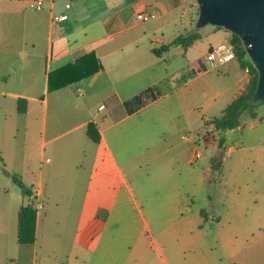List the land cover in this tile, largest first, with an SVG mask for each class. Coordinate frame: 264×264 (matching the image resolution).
<instances>
[{
  "label": "crops",
  "instance_id": "obj_1",
  "mask_svg": "<svg viewBox=\"0 0 264 264\" xmlns=\"http://www.w3.org/2000/svg\"><path fill=\"white\" fill-rule=\"evenodd\" d=\"M66 2L47 0L45 7L37 10L35 0H0V156L4 166L24 184L16 209L15 204L3 201L2 205L0 201V218L2 208L12 212V219L16 212L18 241L19 211L31 198L24 189L36 197V241L18 243L16 264H21L27 249L33 252L32 264H38L39 235L45 255L41 264H128L143 258V252L129 254L124 250V191L126 200L142 215V231H151V225L124 174V158L129 161L124 147L135 144L143 151L168 136L182 140L172 147L193 140L191 113L197 105H192V95L181 90L182 86L171 88L131 113L125 102L148 87L158 91L162 81L177 79L176 73L169 75V65L164 73L154 65L161 59L166 61L172 49L161 56L152 50L192 31L199 5L197 0H73L72 7L66 9ZM65 12L67 20H53L54 15ZM140 12L151 18L139 20ZM201 29L196 42L211 38L209 49L232 39L231 32L222 27L212 26L205 33ZM188 48L175 49L186 54ZM152 55L159 60L153 62ZM224 66L243 71L236 72L238 79L225 90L212 83L214 101L235 90L229 105L246 89L250 75L237 59ZM191 70L194 75L183 74L188 77L184 86L204 75L199 68ZM20 98L26 100L24 112L18 110ZM152 107V112H145ZM257 112L256 117L245 115L237 128L225 131L226 142L227 136L242 130L248 119L251 127L264 122V113L260 109ZM90 122L97 125L100 142L87 135ZM205 124L215 130L209 120ZM186 130L189 134L184 133ZM195 130L202 133L199 128ZM196 152L195 146L184 148L175 160L190 167L198 159ZM195 169L190 167L189 179L183 180H179L182 174L178 165L170 173L166 169L160 173L172 182L162 186L164 197L158 203L172 208L175 214L181 212L178 221L192 225L182 227L183 250L207 247L201 231L209 218L218 219L221 228L237 223L233 211L240 200L233 196L227 198L230 202L224 206V217L203 208L197 214L199 219L189 218V202L209 179L207 173H196ZM223 189L227 193L226 187ZM184 209L186 216L182 215ZM155 217L161 218L159 214ZM176 219L172 216L171 223ZM163 261L169 264L166 257Z\"/></svg>",
  "mask_w": 264,
  "mask_h": 264
},
{
  "label": "rangeland",
  "instance_id": "obj_2",
  "mask_svg": "<svg viewBox=\"0 0 264 264\" xmlns=\"http://www.w3.org/2000/svg\"><path fill=\"white\" fill-rule=\"evenodd\" d=\"M207 26L200 28L204 30L203 33L214 25ZM197 28L196 23L192 31L199 29ZM211 42V38H203L189 47L186 54L176 53V49L173 48L166 61L161 59L158 64H154L161 73H164V68L169 65V75L172 76L174 73L178 75L175 81L168 82L169 79H167L160 83L158 92L161 95L171 88L181 86V90L184 89L192 95V105L194 107L197 105V108L191 113L193 124L190 132L194 139L172 147L181 139L177 136H168L166 140L143 151L135 144L124 147L126 149L124 155L129 156V161L124 158V174L128 177L136 199L151 225V231H142L144 229L142 215L132 202L126 200L124 191V250L129 254H131L130 251L143 252V258L129 260L128 264H165L163 257H166L169 264H200L201 261H208L210 264H228L230 262L264 264V122L251 127V122L249 123L251 119H248L242 130L229 134L223 148L224 152L220 156V160L224 159V161L219 168H213L214 163L212 162L218 159L223 133L212 131V127L205 123L208 120L210 123L214 117H220L223 114L228 105V99L235 90H231L225 98L217 97L214 101L211 96L213 90L216 89H212V83L215 81L217 89L225 90L238 79L239 75H236V72L243 74V71L239 67L231 70H227L225 66L213 68L207 60ZM151 58H153V62L159 60L153 55ZM188 60L191 61L190 64ZM198 68L204 75L197 81L184 86L188 77L185 78L183 74L194 75L195 72L191 69L197 70ZM206 92H208L207 96ZM166 99L165 97L159 102L162 103ZM152 109L153 107L145 112H152ZM258 109L264 113V104L259 105ZM141 117L145 119L144 113ZM197 128L202 131L201 134L196 132ZM152 130L161 131V129ZM184 133L189 134L187 130ZM202 135H206L208 140H205ZM194 146L202 152V156L190 164V167L196 168L194 171L196 173H207L209 179L204 188L189 202L192 207L189 218L196 219L200 209L203 208L224 217L227 213L224 206L230 202L227 198L233 196L240 202L236 210L233 211L237 223H227L221 228L218 219L209 218L204 222V230L201 231L207 241V247L183 250L180 248L182 227L192 225L188 222L178 221L181 212L175 214L172 208L161 207L158 203L161 197H164L162 186H167L172 182L168 183L160 173L164 169H166V173H170L172 168L178 165L177 171L182 174L179 180L189 179L187 172L190 167L184 166L182 162L175 160V157L182 149ZM230 147L233 149L230 150ZM23 186L21 177L6 168L3 161L0 162V201L2 205L3 201H6L11 206L15 204L16 209V204L23 197L21 192ZM224 187H226L227 193H224ZM185 211V209L182 211L184 216L187 214ZM2 213L3 216L0 218V264H16L18 250L16 212L13 219L10 210L6 211L5 208H2ZM158 214L161 218L155 220V216ZM172 216L177 218L175 223H171ZM197 219L199 218L197 217ZM193 225L196 226L197 222ZM193 232L196 234V231ZM38 246L37 262L41 264L45 255L42 253L40 235ZM32 262L33 252L27 249L23 252L21 264H32Z\"/></svg>",
  "mask_w": 264,
  "mask_h": 264
},
{
  "label": "trees",
  "instance_id": "obj_3",
  "mask_svg": "<svg viewBox=\"0 0 264 264\" xmlns=\"http://www.w3.org/2000/svg\"><path fill=\"white\" fill-rule=\"evenodd\" d=\"M199 15V11H198ZM198 29V28H197ZM232 34L231 41L235 45L236 59L240 66L246 69L250 75L249 82L246 89L236 97L224 110L220 117H214L211 123L214 125L217 133H224L228 129L237 128L242 121V117L248 115L250 117H256L258 115V106L264 104V98L258 101H254V95L257 90L259 73L253 63L251 62L242 39L237 34ZM201 38L199 29L196 31H190L184 34H180L172 42L163 44L160 47H154L153 53L161 56L168 53L173 48L183 47L188 48L192 46L198 39ZM90 72H86L87 75ZM160 93L153 87H148L144 91L137 94L131 100L126 101L128 111L131 113L140 107L144 106L150 100L158 98ZM18 110L24 112L26 110V100L20 98L18 100ZM87 135L95 142H100L101 134L97 125L94 122H90L87 125ZM226 138L223 136L220 140V147H225ZM0 161L2 157L0 156ZM24 193L30 196L28 204L23 205L19 211L18 218V243L21 245L33 244L36 241V226H37V201L36 197L32 196L29 189H24ZM229 264H238L237 262H231Z\"/></svg>",
  "mask_w": 264,
  "mask_h": 264
},
{
  "label": "water",
  "instance_id": "obj_4",
  "mask_svg": "<svg viewBox=\"0 0 264 264\" xmlns=\"http://www.w3.org/2000/svg\"><path fill=\"white\" fill-rule=\"evenodd\" d=\"M199 15L197 27L207 25L222 27L237 34L243 41L247 54L259 73V81L253 100L264 98V0H197ZM218 160L213 168L221 165Z\"/></svg>",
  "mask_w": 264,
  "mask_h": 264
},
{
  "label": "built area",
  "instance_id": "obj_5",
  "mask_svg": "<svg viewBox=\"0 0 264 264\" xmlns=\"http://www.w3.org/2000/svg\"><path fill=\"white\" fill-rule=\"evenodd\" d=\"M47 0H35V8L37 10L43 9L45 7ZM73 0H67L65 7L66 9H70L72 7ZM138 19L141 21H148L151 18V15L146 12H140L137 15ZM69 18L67 12L62 14L54 15L53 20L56 21H64ZM236 59L235 53V45L232 41L227 40L220 42L214 46H212L207 54V60L210 62L212 67L221 68L225 64ZM104 106H102L103 108ZM202 156V152H196V158H200Z\"/></svg>",
  "mask_w": 264,
  "mask_h": 264
}]
</instances>
